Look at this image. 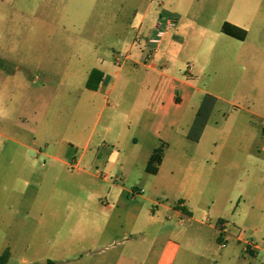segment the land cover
I'll return each instance as SVG.
<instances>
[{"label": "rangeland", "instance_id": "374dc122", "mask_svg": "<svg viewBox=\"0 0 264 264\" xmlns=\"http://www.w3.org/2000/svg\"><path fill=\"white\" fill-rule=\"evenodd\" d=\"M213 2L156 0L153 9L147 12L146 0H0V132L29 133L26 142L33 148H56L62 155L68 153L67 160L74 165L83 151L84 134L94 133L97 139L113 118V110H102L103 98L99 99V108L91 105V93L85 87L89 70L99 68L104 60L112 62L116 57L123 60L129 55L130 41H134L136 49H144L155 29L152 16L162 28L166 27L167 20H174L178 25L174 12L192 15L193 3L208 6ZM220 18L199 24L220 35ZM197 25L196 29L200 28ZM174 29L169 28L167 32ZM244 47L237 61L230 58L214 63L212 90L220 99L201 145L218 157L211 161L217 162V166L201 196L186 202L198 223L189 222L185 216L173 217L175 224L184 225V234L178 237L182 250L177 264H264V251H246V242L264 250V119L249 114L253 112L264 118V25L251 28ZM221 78L226 79V87H219ZM174 116L172 108L164 122L158 120L154 124L153 132L160 127L164 132L161 134L166 135ZM192 121L193 117H189L182 133H188L187 126ZM122 126H129L127 118L117 114L112 133H117ZM222 129L228 132L226 139L220 137ZM253 152L259 155L260 162H248L246 177L237 179L241 167H234L235 176L230 180L225 178L228 173L225 164L229 160L235 157L239 160L240 155L244 159ZM23 164V186L10 185L8 201L0 204V255L4 252L3 246L9 244L8 264H48L45 260L38 261L40 256L47 255L48 234L37 225L36 212L47 198L49 188L46 182L37 202L33 186L43 180L46 171L42 164L49 165L51 161L41 157L32 165L25 158ZM221 169L224 170L221 172ZM14 172L10 169L11 179ZM100 172L111 178L103 167ZM27 181L33 186H27ZM138 184L133 181L131 186L134 190L143 188ZM23 196L26 202L21 204ZM151 199L156 204L141 203L142 225L151 214L156 213L157 219L163 218L159 205L181 210L177 197ZM27 205L31 206L29 213H26ZM220 219L229 224L223 237L216 229ZM157 223L156 219L149 223L150 229Z\"/></svg>", "mask_w": 264, "mask_h": 264}, {"label": "crops", "instance_id": "0c3cea01", "mask_svg": "<svg viewBox=\"0 0 264 264\" xmlns=\"http://www.w3.org/2000/svg\"><path fill=\"white\" fill-rule=\"evenodd\" d=\"M146 1L148 12L156 0ZM214 1L208 6L193 3L190 6L192 15L174 12L178 25L158 44L150 41L156 37L158 26H162L152 16L155 29L144 49H136L134 41H130L129 55L119 63L116 57L112 62L104 60L99 68L89 70L85 87L93 69L103 73V80L96 90L86 88L91 93V105L99 108V99L103 98L102 110H113V118L109 120L111 124L105 128V133L97 139L94 133H85L82 137L83 151L74 164L84 165L82 168L74 169L67 160L68 153L62 155L56 152V148H33L26 142L29 133L0 132V204L8 201L10 185L23 186L25 158L32 161V165L41 157L51 161V164L41 166L46 171L42 182L38 180L34 186L32 182H26L27 186L34 187L35 201L40 198L39 193L46 182L49 188L47 198L39 204L36 212L37 225L48 234L47 255L40 256L38 261L45 260L48 264H177L182 250L178 237L184 234V225L182 222L175 224L173 217L185 216L189 222L198 223L193 210L187 209L186 202L201 196L204 185L215 175L217 162L212 164L211 161L218 159L201 145L209 122L199 142L190 141L187 133H182L184 125L189 117L194 121L206 95L220 99L212 90L215 61L218 60L217 64L230 58L237 61L243 54L251 28L264 25V0ZM218 16L221 17L220 35L199 24L201 21L212 23ZM145 20L146 16L142 22ZM181 23L184 24L182 27ZM225 23L246 30V39L239 41L223 34ZM196 24L200 28L196 29ZM218 84L221 88L226 87V79H219ZM172 108L175 109V119L165 132L167 134L163 136L160 127L153 132L154 124L158 120L164 122ZM117 114L126 116L129 126H122L117 133H112ZM249 114L264 119L259 114ZM128 132L130 135H126ZM219 133L222 139L227 138L225 129ZM128 136H131L130 140ZM33 143H36L35 137ZM161 144H167L162 164L157 174H149L146 166L153 151ZM255 153L245 155L244 159L240 155L239 160L236 157L229 160L225 164V171H228L225 178L230 180L235 176L234 167H241L237 179L246 177L248 162H260ZM100 167L109 172L110 179L101 174ZM10 169L15 171L12 179ZM133 181L143 185L135 194L132 193ZM152 197H177L181 201V210L159 205L164 212L163 218L157 219L156 213L151 214L147 223L142 225L140 217L144 207L141 203L156 204ZM24 201L25 196L21 204ZM30 207H25L28 209L26 213ZM1 212L0 209V216ZM154 219L158 223L150 229L149 223H154ZM220 221L222 223L216 229L223 237L229 224ZM8 245L3 249L8 250L11 257ZM258 250L264 251L256 245L251 252Z\"/></svg>", "mask_w": 264, "mask_h": 264}, {"label": "trees", "instance_id": "16d2710c", "mask_svg": "<svg viewBox=\"0 0 264 264\" xmlns=\"http://www.w3.org/2000/svg\"><path fill=\"white\" fill-rule=\"evenodd\" d=\"M222 33L239 41H244L247 37V31L239 27L225 23L222 26ZM103 80V73L98 69H93L86 83V88L96 90ZM217 104V98L212 95H206L196 112L194 121L187 133V138L192 142H199L204 130L209 122L212 112ZM167 144H161L156 148L146 166V172L152 175L157 174L160 165L162 164ZM219 223H222L220 221ZM10 258L8 250L0 256V264H7Z\"/></svg>", "mask_w": 264, "mask_h": 264}, {"label": "built area", "instance_id": "2783aa9c", "mask_svg": "<svg viewBox=\"0 0 264 264\" xmlns=\"http://www.w3.org/2000/svg\"><path fill=\"white\" fill-rule=\"evenodd\" d=\"M176 26V22L174 20H167L166 22V27L165 28H161L160 26H158L157 28V36L156 38L152 39L150 42L151 43H155V44H158L161 42V40L163 39V37L165 36L167 30L169 28H174ZM126 58V56L124 57ZM117 63H119L120 61V58L117 59ZM263 131H264V126H263ZM74 169H79V165H74L73 166ZM138 191L134 190L132 193L135 194L137 193ZM223 246H225V244H223ZM254 248H256V245L252 242H246V251H249V250H253Z\"/></svg>", "mask_w": 264, "mask_h": 264}]
</instances>
